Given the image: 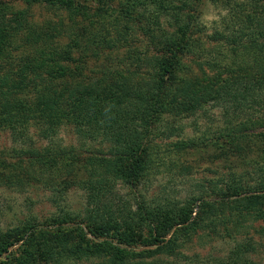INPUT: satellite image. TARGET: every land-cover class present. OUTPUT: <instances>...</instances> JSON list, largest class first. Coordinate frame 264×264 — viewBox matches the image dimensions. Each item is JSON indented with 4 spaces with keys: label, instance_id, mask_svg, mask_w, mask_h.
Returning a JSON list of instances; mask_svg holds the SVG:
<instances>
[{
    "label": "trees",
    "instance_id": "1",
    "mask_svg": "<svg viewBox=\"0 0 264 264\" xmlns=\"http://www.w3.org/2000/svg\"><path fill=\"white\" fill-rule=\"evenodd\" d=\"M207 3L220 10L210 26ZM213 108L220 126L182 136L176 122ZM0 131L14 145L0 188L36 183L57 205L84 193L79 211L1 229L0 264H208L182 250L196 236L230 239L229 219L238 240L216 264H260L250 254L264 245L253 239L264 238V0H0ZM160 135L179 140L162 151ZM197 150L223 173L184 198L115 202L116 185L139 196L163 166L187 176L179 162Z\"/></svg>",
    "mask_w": 264,
    "mask_h": 264
},
{
    "label": "rangeland",
    "instance_id": "2",
    "mask_svg": "<svg viewBox=\"0 0 264 264\" xmlns=\"http://www.w3.org/2000/svg\"><path fill=\"white\" fill-rule=\"evenodd\" d=\"M34 12L36 16H38V20L45 17L43 12L39 9H35ZM218 12H220L219 9L207 3L203 8V22L207 26H210L211 22L217 18ZM220 115L221 110L213 108L209 109L208 115L206 114V116H202L200 113L196 117H191L181 121L180 124L179 122H176L175 124L181 125L184 128L182 136L197 137L201 132L208 129V127L210 128V126L211 130L220 126ZM57 139L64 144L73 143V136L69 131L61 132ZM155 140L161 146L163 151L166 143L179 140V138L175 136L167 138L164 135H160ZM13 146L14 145L11 143L8 135L5 132L0 131V157L6 158V155L2 156L4 154L1 153L10 152V149H12ZM163 156L165 157L166 154L163 153ZM209 156V150H197L190 156L183 157V160H180L179 164H184L189 167L187 176L182 175L180 168H177L178 166L172 168L163 166L156 175L149 178V181L136 188L139 196L138 194L133 195L134 191L130 190L129 186L124 187L116 185L113 198L115 199V202H117V196L129 200L132 209H135L137 204L135 198H138L140 201V193L145 197V202L160 194H167L174 198H184L188 192L193 190L196 181L215 178L217 173H223L224 169L222 167V162L218 160L210 162ZM52 194L48 191H44V188L36 183H29V185H26L21 189L1 187L0 230L12 228L20 221L28 219L29 217L41 219L52 215L58 216L60 208L75 212L83 208L84 193L78 188H71L67 192L60 193L59 205L54 203L55 197H52ZM233 220L229 219L230 225H228L229 231L231 230L230 239L225 236V233L216 236L210 234L208 237L196 236L187 245V248H183V256L190 258L199 255V260L207 262L208 264H216L217 260L220 261L226 259L228 254H231L234 251L236 240H238V237H235V234H237V225ZM262 226L263 224L261 223L254 224V229H259ZM223 228V226H218V231H222ZM207 233L208 232H204L203 235H207ZM254 234L253 239L256 244L259 245L261 241V243L264 244V238L257 233ZM250 258L256 263L264 264V245L260 247L257 246L256 251L252 253V255L250 254ZM175 261L176 264H188L181 256L177 257Z\"/></svg>",
    "mask_w": 264,
    "mask_h": 264
}]
</instances>
